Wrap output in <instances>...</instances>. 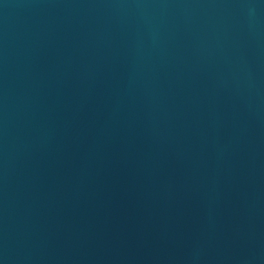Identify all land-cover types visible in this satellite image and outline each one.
<instances>
[{
  "label": "water",
  "instance_id": "1",
  "mask_svg": "<svg viewBox=\"0 0 264 264\" xmlns=\"http://www.w3.org/2000/svg\"><path fill=\"white\" fill-rule=\"evenodd\" d=\"M0 264H264V0H0Z\"/></svg>",
  "mask_w": 264,
  "mask_h": 264
}]
</instances>
